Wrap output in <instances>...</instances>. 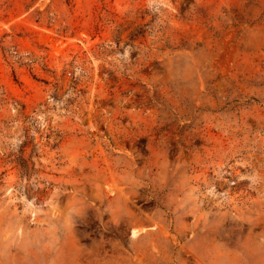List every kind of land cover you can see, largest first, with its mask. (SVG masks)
Wrapping results in <instances>:
<instances>
[{
  "label": "rangeland",
  "instance_id": "obj_1",
  "mask_svg": "<svg viewBox=\"0 0 264 264\" xmlns=\"http://www.w3.org/2000/svg\"><path fill=\"white\" fill-rule=\"evenodd\" d=\"M0 264H264V0H0Z\"/></svg>",
  "mask_w": 264,
  "mask_h": 264
}]
</instances>
